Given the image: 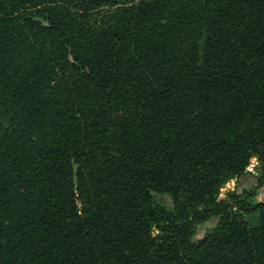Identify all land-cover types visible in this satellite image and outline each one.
Returning <instances> with one entry per match:
<instances>
[{
    "label": "trees",
    "instance_id": "1",
    "mask_svg": "<svg viewBox=\"0 0 264 264\" xmlns=\"http://www.w3.org/2000/svg\"><path fill=\"white\" fill-rule=\"evenodd\" d=\"M263 186L264 0H0V264H264Z\"/></svg>",
    "mask_w": 264,
    "mask_h": 264
},
{
    "label": "rangeland",
    "instance_id": "2",
    "mask_svg": "<svg viewBox=\"0 0 264 264\" xmlns=\"http://www.w3.org/2000/svg\"><path fill=\"white\" fill-rule=\"evenodd\" d=\"M248 171L255 173V168L253 166V164H250L247 168ZM245 180H250L249 176L245 177ZM235 179H230L229 181H227L225 184H223L220 189H219V193H218V199H222L225 196V193L229 190H232L233 188H235ZM256 199L259 201L264 200V186L261 187L258 190V194L256 196ZM247 219L251 224H256L258 221V215L257 213H253V214H249L247 215ZM217 222L216 219H210L209 221L206 222H202L196 225V233H195V238H199L201 237L203 234H205L207 231H209ZM154 234L156 233V230H154L153 232Z\"/></svg>",
    "mask_w": 264,
    "mask_h": 264
}]
</instances>
